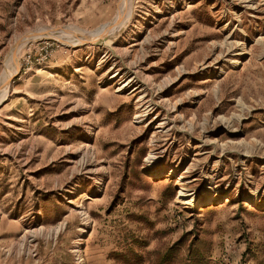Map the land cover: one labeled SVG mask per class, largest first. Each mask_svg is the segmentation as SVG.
Returning <instances> with one entry per match:
<instances>
[{
  "label": "rangeland",
  "instance_id": "rangeland-1",
  "mask_svg": "<svg viewBox=\"0 0 264 264\" xmlns=\"http://www.w3.org/2000/svg\"><path fill=\"white\" fill-rule=\"evenodd\" d=\"M119 2L0 0V79L23 36H88ZM134 7L115 51H21L0 104V264H264V0ZM207 188L220 201L186 205Z\"/></svg>",
  "mask_w": 264,
  "mask_h": 264
},
{
  "label": "bare ground",
  "instance_id": "bare-ground-1",
  "mask_svg": "<svg viewBox=\"0 0 264 264\" xmlns=\"http://www.w3.org/2000/svg\"><path fill=\"white\" fill-rule=\"evenodd\" d=\"M135 1L136 0H120L118 11L114 21L106 27L101 28L92 34H89L88 36L76 30L75 32H73L67 29L65 31L51 32L47 38H51L55 41L71 46H81L86 41L92 40L93 42H100L104 47L115 51L113 41L117 39V36L122 31H125V28H127L129 21L133 17L135 12ZM50 30L52 29L41 28L28 33L27 35L16 41L15 45L12 47L9 55L6 58L4 64V72L0 79V104H2L9 97L12 85L11 81L19 73V55L21 51L30 43L44 40V37L42 35H44L45 32H49ZM39 35H41V37ZM143 116L144 115H140L137 118H142ZM157 170V173H160L159 169ZM163 171L166 172L165 170ZM209 190L210 189L207 188L206 191L201 195V197H198L199 200H195V198L192 196L190 200L186 201V205L193 206V204H196L198 202L203 204L206 202L220 201L219 195L211 196L209 195ZM182 196L187 197V195H184L183 192H180V197ZM84 215L86 216L85 223L86 225H88L89 216L87 214ZM82 232L84 233V230ZM77 245H80V243H78ZM79 253L80 252L78 251V254Z\"/></svg>",
  "mask_w": 264,
  "mask_h": 264
},
{
  "label": "water",
  "instance_id": "water-1",
  "mask_svg": "<svg viewBox=\"0 0 264 264\" xmlns=\"http://www.w3.org/2000/svg\"><path fill=\"white\" fill-rule=\"evenodd\" d=\"M59 30H50L49 32H45L44 35H42L44 37V39H48L51 40V38H47L49 36V34L51 32H58ZM41 35H39L41 37ZM83 45H93V46H98V45H102V43L100 42H93L92 40L86 41L85 43H83Z\"/></svg>",
  "mask_w": 264,
  "mask_h": 264
}]
</instances>
